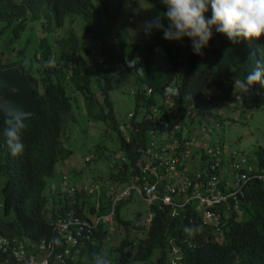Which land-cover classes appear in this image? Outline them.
<instances>
[{"label": "clouds", "instance_id": "1", "mask_svg": "<svg viewBox=\"0 0 264 264\" xmlns=\"http://www.w3.org/2000/svg\"><path fill=\"white\" fill-rule=\"evenodd\" d=\"M0 38V264L108 253L116 207L264 203V0H0Z\"/></svg>", "mask_w": 264, "mask_h": 264}, {"label": "trees", "instance_id": "2", "mask_svg": "<svg viewBox=\"0 0 264 264\" xmlns=\"http://www.w3.org/2000/svg\"><path fill=\"white\" fill-rule=\"evenodd\" d=\"M4 43L9 42L0 38V44ZM107 116L111 118L110 111ZM77 205V201L71 204L79 213ZM248 208L247 222L237 218L236 223L237 213L231 211L225 213L224 221L220 216L217 223L211 224L200 219L193 211V204H188L179 215H170L166 206L156 209L153 206L150 221H141L134 226L119 215L116 207L112 216L115 233L109 235L110 241L117 242L116 247L103 253L106 230L98 227L86 259L80 264H103L104 259H109L111 264H221L232 257L259 262L264 256V242H255V239L264 235V203L251 201ZM106 209L105 200L100 212H106ZM119 225L123 232L120 236L116 233ZM184 226L193 229L198 226L200 231L188 237L183 231ZM249 241L254 242L248 244Z\"/></svg>", "mask_w": 264, "mask_h": 264}, {"label": "rangeland", "instance_id": "3", "mask_svg": "<svg viewBox=\"0 0 264 264\" xmlns=\"http://www.w3.org/2000/svg\"><path fill=\"white\" fill-rule=\"evenodd\" d=\"M119 109L123 110L124 107L123 106H119ZM260 132L262 133V136H264V119L261 121L260 123V128H259ZM231 135L233 138H238L239 135L242 133L240 130L231 128ZM258 135H252V138H257ZM143 206H140L138 204L136 205H125L124 206V211L123 214H125L127 217H133L134 214L139 213V216L143 217L145 215V211H146V205L145 204H141ZM123 232L118 233V236H120Z\"/></svg>", "mask_w": 264, "mask_h": 264}]
</instances>
